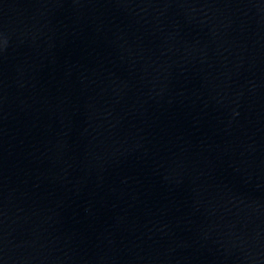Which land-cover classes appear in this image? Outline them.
I'll return each mask as SVG.
<instances>
[{
  "label": "water",
  "instance_id": "1",
  "mask_svg": "<svg viewBox=\"0 0 264 264\" xmlns=\"http://www.w3.org/2000/svg\"><path fill=\"white\" fill-rule=\"evenodd\" d=\"M0 264H264V0H0Z\"/></svg>",
  "mask_w": 264,
  "mask_h": 264
}]
</instances>
